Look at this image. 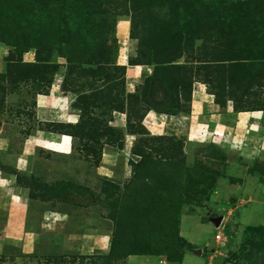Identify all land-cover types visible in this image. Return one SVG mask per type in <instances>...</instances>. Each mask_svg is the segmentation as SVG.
<instances>
[{
  "label": "rangeland",
  "instance_id": "374dc122",
  "mask_svg": "<svg viewBox=\"0 0 264 264\" xmlns=\"http://www.w3.org/2000/svg\"><path fill=\"white\" fill-rule=\"evenodd\" d=\"M24 1L0 0V13L20 12ZM196 1L191 8L187 0H152L139 10L134 0H66L57 21L61 0H30L34 24L57 31L24 53L0 20V264H264V121L253 128L221 118L227 105L234 114L264 116V53L249 48L247 20L236 29L222 25L241 7L258 23L264 0ZM70 6L90 14L84 33ZM165 26L182 32L180 50L160 36ZM163 43L165 51L149 52ZM70 45L85 63L67 61ZM120 56L145 68L137 89ZM163 73L183 92L178 113L159 116L167 99L157 79ZM57 84L76 99L75 124L37 106ZM198 90L210 98L204 109L195 102ZM208 114L220 116L223 131L207 124ZM116 117L125 120L122 128ZM60 140L70 142L68 151L55 152ZM149 156L174 164L180 178V204L134 211L146 227L161 221L178 229L181 240L168 255L135 254L143 248L120 227V216L132 215L126 200L135 168ZM218 233L228 242H217ZM123 236L129 251L121 250Z\"/></svg>",
  "mask_w": 264,
  "mask_h": 264
},
{
  "label": "trees",
  "instance_id": "16d2710c",
  "mask_svg": "<svg viewBox=\"0 0 264 264\" xmlns=\"http://www.w3.org/2000/svg\"><path fill=\"white\" fill-rule=\"evenodd\" d=\"M195 1L196 0H187V3L188 5H190L191 8H193ZM198 1L199 0H197L196 2ZM29 2L30 0H25L24 2L21 3V6L19 7L20 12H17L12 8L6 13V15L0 13V20L3 21L2 27L5 28L4 31L9 30L10 32H12V34L15 36V37L12 36L13 38H15L14 43H17L15 46L16 48H20L21 53L27 52L31 48L39 49L40 46L43 45L44 41L46 42L51 37L54 36L53 32L55 31L52 28V26L50 27L49 24L45 25V23L43 24V22L40 21L37 22L38 24H34L33 18L28 17L30 16L29 14L30 6L28 5ZM65 2L66 0H61V2L53 9L54 11L53 20L56 19L58 21L62 13H64L65 9L63 7L67 5L65 4ZM133 3H135L134 7H136V9L141 10V9H146L145 7L147 8L150 7V5H152V0H134ZM71 7L72 6L67 8H69V10L71 11L72 22H75L77 30L82 33L84 31L83 29L84 25H82L81 22L83 20L91 18V16L87 11L80 12V9H78L77 7H75L74 10L73 7L72 8ZM228 12L229 13H227V15H225L224 17V20H222L223 21L222 25H224L225 23H229L230 26L234 25L233 27H235L236 29L238 26L237 23L247 20V24L245 26L246 29L244 30L245 32L244 31L243 32L246 33V36L248 35L247 37L249 39V44H250L249 48L252 49L253 51L258 50L259 52L263 51L264 53V15L260 18L259 22L257 21L258 23H256L255 22L256 17L254 13L252 15L250 9L246 7L245 8L241 7L232 13L231 11ZM31 28H33V32L29 36V32ZM187 28H189L190 31L194 29L190 25ZM91 31L92 30L89 29V33H91ZM171 33H174V35L173 38L170 40L169 34ZM160 36L164 37L169 44L170 43L177 44L180 50L181 48L180 45L182 44L181 43L182 32L178 30H174L172 32V26L170 27L165 26L160 31ZM196 37L192 35L190 36V39L188 41L193 44V41ZM17 38L20 39L17 40ZM70 40L73 39L69 36L68 41L71 42ZM21 46H24V48H22ZM166 48L167 46L163 43L161 45L153 46L149 50V52L151 53V51H158V53H160L161 51L163 52V49L165 51ZM65 53L66 56L64 57L71 64L85 63L84 59L81 57V51L79 52V47L73 45L71 47V51L69 47H67V52ZM250 56L251 58H253V55ZM161 63H165V59L163 57ZM124 68L125 67H121V69ZM157 79L162 83L167 95L166 103L163 105L164 108L162 109L157 108V111L160 114L178 113V111L180 110V95L183 92L182 91L183 85L181 86L180 81L173 80L172 77L171 76L169 77L166 73L161 74V76H158ZM173 165L174 164H170V163L162 164L161 162L149 156V157H145L143 161H140L135 168L134 177L131 178V182H130V184L133 186L129 187L130 191L126 200V205L128 206L130 205L129 210L132 211L131 213L132 215H129V217L120 216L121 219L120 227L123 225L124 228L122 231H128L127 237H129L132 241H134V243L137 242L140 248H143L142 250L144 252L142 251L135 254L139 255L141 253H146L149 255H168L171 253V250H168V248L170 246L173 247L176 246L178 242L181 240V238L178 235V229L176 227L175 229L170 228L169 230L167 228V225L163 224V222L161 221L160 223H157L153 227L151 225H148V227H146V224H143L142 223L143 221L141 222L140 216H137L136 213H134V211L138 212L139 209L143 207H146L148 209L160 207L161 209L164 208V205L175 207L182 202L183 196L181 195V193H178V195H174V192H176L174 191L175 190L174 187L177 186V181H180V178H178L179 176L176 177L174 171L176 172L177 170L173 168ZM169 169H173V170L170 171ZM142 173L144 175H142ZM145 175L151 176V182L153 184L149 183L148 181H145L146 178ZM162 189H164V191ZM165 191H168L171 196L168 197ZM124 212L126 213L125 210L122 211V213ZM162 215H164L166 218V216H168L169 214L165 215L164 213H162ZM167 222L169 224H173V221L171 219H169V221ZM226 235L230 238L229 242L231 244L233 242V234L230 233L229 230H226ZM127 237L126 236L122 237L121 250H123L124 247L127 246L129 243L126 242L128 241ZM260 238L261 241L264 240V226L260 227ZM259 244L261 243L259 242ZM115 253L116 251L113 250L112 254L114 255ZM121 253L122 255H124L125 252L122 251ZM127 254H134V252L132 253L127 252Z\"/></svg>",
  "mask_w": 264,
  "mask_h": 264
},
{
  "label": "crops",
  "instance_id": "0c3cea01",
  "mask_svg": "<svg viewBox=\"0 0 264 264\" xmlns=\"http://www.w3.org/2000/svg\"><path fill=\"white\" fill-rule=\"evenodd\" d=\"M121 57L122 56H120V59H119V63H120L119 65L127 67L128 85L133 84V86L137 89L141 85L142 75H143V73L145 75L146 70H144L145 69L144 67L139 68L140 66H130L127 62H125L123 60V58L121 59ZM134 91L133 92L129 91V93L133 94ZM68 94L69 93H67V94L63 93V89H62L61 84H57L56 86H54L51 89V92L48 96H43V97L39 96L38 97L37 106L40 109V111L43 109H46L48 111L53 110L55 113L57 112L58 116L64 115V117H66V122L71 123V124H75V121H73V119L75 120L77 117H79L78 115L81 114V112H80V109H78L74 105L76 102V99H74L73 96L68 95ZM194 98H195V102L197 103L198 107L199 108L201 107L203 109L205 108L203 102L209 101V99H210L209 95L204 94L202 92V90L195 91ZM258 112H241L239 114H234L233 108L230 105H227L226 113L224 114V116L221 115V118H224L227 116L228 118L233 119L235 121V123H239L240 125L241 124L245 125L246 123L248 124V122H249V124L251 126H253V128H255V127H257V125L258 126L261 125L262 122L264 121V116H262L263 114H261L260 111H258ZM160 115H162V114H159V116ZM70 117H71V119H70ZM207 117H208V119L206 120V122H207V124H209V126H211V127L213 126L214 129H221L222 130V126L218 122L219 121L218 119H220L219 115H218V118H215L216 116L214 114H212V115L208 114ZM184 118H182V120L185 124L190 121V119H188V118L184 119ZM115 120H116L115 123H117L119 125V127L122 128L125 120L122 118H118V117H116ZM231 129L232 128H230V130ZM238 129H239V127H238ZM225 132H226V130H225ZM48 143H51V141H48ZM54 144L58 147L57 148L58 150L57 151L55 150V152H58V153H60L61 151L62 152L68 151V149L71 146L70 142L63 141V140H60L58 143H54ZM40 145H42V144H40ZM44 147H46V146H44Z\"/></svg>",
  "mask_w": 264,
  "mask_h": 264
},
{
  "label": "built area",
  "instance_id": "2783aa9c",
  "mask_svg": "<svg viewBox=\"0 0 264 264\" xmlns=\"http://www.w3.org/2000/svg\"><path fill=\"white\" fill-rule=\"evenodd\" d=\"M216 240H217V242H221V243H226V242H228V241H227V237H226V235H225V234H221V233H218V234H217V236H216ZM161 264H163V263H161Z\"/></svg>",
  "mask_w": 264,
  "mask_h": 264
}]
</instances>
